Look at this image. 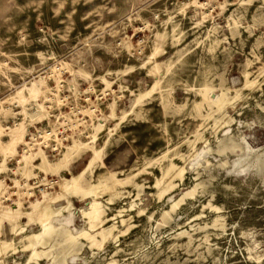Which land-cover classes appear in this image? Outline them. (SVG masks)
<instances>
[{
  "label": "rangeland",
  "instance_id": "obj_1",
  "mask_svg": "<svg viewBox=\"0 0 264 264\" xmlns=\"http://www.w3.org/2000/svg\"><path fill=\"white\" fill-rule=\"evenodd\" d=\"M194 1L0 0V125L13 126L23 109H36L33 101H4L17 89L25 95L41 80L51 97H38L46 118L25 117V142L0 171V208L20 201L29 210L43 192L57 190L59 176L87 164L84 153L70 173L31 167L28 178L21 175V154L42 150L28 134L46 120L52 128L49 113L80 108L86 120L55 156L42 150L50 162L97 124L96 146L109 139L102 163L83 182H103L92 196L104 219L88 229L94 242L65 245L57 236L47 258L27 262L22 233H9L4 219L0 241L16 249L2 251L0 264H264V0ZM156 40L159 87L132 109V94L154 81L152 64L142 63ZM204 92L223 93V106ZM113 101L116 127L104 119ZM40 161L36 155L34 163ZM50 176L55 182L43 186ZM89 199L71 196L72 231L88 228L79 209ZM19 222L26 231L39 229L25 215Z\"/></svg>",
  "mask_w": 264,
  "mask_h": 264
},
{
  "label": "bare ground",
  "instance_id": "obj_2",
  "mask_svg": "<svg viewBox=\"0 0 264 264\" xmlns=\"http://www.w3.org/2000/svg\"><path fill=\"white\" fill-rule=\"evenodd\" d=\"M194 2L200 5V3H198L196 0ZM156 41L157 42H155L154 47L147 56L146 60L143 61L142 63V64H146V63L152 64L148 71L154 77V81L146 90L132 94L134 95L132 109H134L137 106V104L141 101L143 97L150 95L159 87V83L161 80L160 76L158 75L160 61L154 59V56L158 53L159 50L158 40ZM169 67H170L169 65L165 67L166 72L167 70H169ZM125 71L126 70H123L121 74L124 73ZM41 83H42L41 80L33 81L31 82V86L26 88L27 94L24 95L23 88H20L15 91L14 95L4 100V101L7 100L11 101L13 98H17L18 102L21 103L22 105H25L29 101H33L36 109L32 112H27L26 110L23 109L22 111L24 115L23 119H21L18 122H15L13 126L2 127L0 125V154L2 155V160L0 162V171L4 170L5 168L4 164L6 158L8 156L15 155V153L17 152L16 151L17 145L22 141H24V136L26 131V124L24 120L25 117H29L30 121L32 120L40 121L46 118V112L43 108L44 107L43 103L38 101V97L42 95L43 98L46 100L51 99V97L50 94L45 93L46 90H42L39 87ZM201 97H203L204 99L208 98L210 102L216 104L218 107L223 106L224 103L223 93L219 96L214 94L208 96L206 95V92H204L203 96ZM8 112L9 111H5L4 115L8 114ZM123 114L125 115L126 113L123 112ZM124 115L120 116L119 118L120 119L123 118ZM104 119L106 121L115 120L116 121L114 123L115 127L119 124L118 121L119 119L116 120L117 116L115 113V101L109 104V113L104 115ZM101 129H102V124H97L95 129L93 130L94 132H92L89 135H86L87 138L86 140L72 139L71 142L64 145L63 150L59 153L58 157L53 162H50L46 159V156L43 154L42 150H38L37 152L34 153L29 152V153L21 154V156L17 159V163L19 164L21 175L25 178H28L29 175L31 174L30 173L31 167L38 168L44 171L45 173H47L48 171L57 173L60 169H65L68 173H70V167L80 159L81 155L84 153H89L87 164L79 172L75 174L70 173L69 177L59 176V181L56 183L58 184L57 190H55L54 192H49V191L43 192L40 199H36L35 201L29 204L30 207L29 210L22 211L20 208L21 206L20 201H15L7 209H4L3 207L0 208V223L2 222V220L6 219L10 224V230L12 232L22 233L19 242H22L21 250L23 249L28 251V257L26 260L27 262L32 260L37 261L41 258H47L48 250L59 244V242L55 241L54 239V237L57 236L62 237V244L65 245L70 243H76L77 239L79 238L89 240L92 243L94 242L93 235L89 232L88 229L92 230L95 227L101 225L104 219L102 218L103 209L100 206V202L95 198H93L92 196L95 194L96 189L100 187L102 185L101 183L103 182L97 184H90L86 187L83 186V182L85 181L86 176L92 173L94 165L98 162L102 163V157L104 155V151L106 149L109 139L108 137H106L100 146H96L95 140L97 137V133ZM4 134L8 136V139L6 141H3L1 138V136ZM36 155H38V157L41 160L39 164L34 163V160L36 159ZM109 173L114 174L115 172H109ZM53 182H55V180ZM14 183L21 186L18 180H15ZM29 188L32 187L28 186L27 189ZM5 189H6V185L3 183V180L1 179L0 198L4 194ZM72 195L78 196L81 199L90 198L86 203V208L79 209L80 216L83 218L88 228L74 227L72 231L69 227H67V225L70 222L69 217L70 215H72L73 209L75 208L71 200ZM60 199H63L66 204L64 205L61 204L55 207L54 206L55 203ZM175 205H172V207H174ZM64 212H66V214H64ZM21 215H25L27 216L28 220L37 223L39 229L37 231H26L25 226L19 222V217ZM55 223H57V225L59 226L57 227ZM60 229H62V231H59ZM98 233L99 235L102 236V240H103L105 238V235H103L102 231H99ZM12 243L13 242L5 239L1 240L0 253L2 251H6L9 249L15 251L16 248L12 246ZM38 247H41V249H38ZM27 262L23 264H27Z\"/></svg>",
  "mask_w": 264,
  "mask_h": 264
},
{
  "label": "built area",
  "instance_id": "obj_3",
  "mask_svg": "<svg viewBox=\"0 0 264 264\" xmlns=\"http://www.w3.org/2000/svg\"><path fill=\"white\" fill-rule=\"evenodd\" d=\"M70 112L49 113V118L51 117L50 119L53 120L52 128L51 125H48L47 120L44 124L34 125L27 137L30 145L33 148H41L47 155L55 156L60 149V143L76 136L81 123L86 122L80 108L74 109L70 107ZM55 179L56 177H45L43 180L45 183L42 185L49 187Z\"/></svg>",
  "mask_w": 264,
  "mask_h": 264
},
{
  "label": "crops",
  "instance_id": "obj_4",
  "mask_svg": "<svg viewBox=\"0 0 264 264\" xmlns=\"http://www.w3.org/2000/svg\"><path fill=\"white\" fill-rule=\"evenodd\" d=\"M5 224H8V223H4V224H3V227H4ZM9 226H10V225H9ZM9 233H11V230H10V229H9Z\"/></svg>",
  "mask_w": 264,
  "mask_h": 264
}]
</instances>
